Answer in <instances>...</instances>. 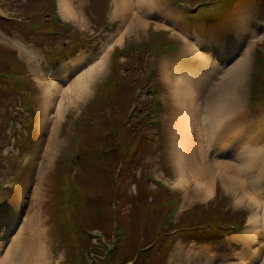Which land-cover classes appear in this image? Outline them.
I'll return each instance as SVG.
<instances>
[{
    "label": "rangeland",
    "instance_id": "374dc122",
    "mask_svg": "<svg viewBox=\"0 0 264 264\" xmlns=\"http://www.w3.org/2000/svg\"><path fill=\"white\" fill-rule=\"evenodd\" d=\"M70 1L73 10L78 12L74 18L77 22L70 19L73 18L72 14L62 19L72 20L71 25L68 22L60 24L56 18L53 24H49L48 20L42 21L41 10L52 8L45 0H0L3 10L0 17L18 19L17 29L0 18V49L9 51L13 59L0 54V64L6 62L15 68H0V77H11L9 88L0 87V187L4 185L5 190L10 184H17L18 176H22L18 190L11 192V200L7 201L6 195L0 194L7 201L4 205L0 203V264H75L74 252L78 253L75 255L78 264H116L117 258H127L126 264H245L250 260V253L256 257L249 264H264V154L251 157L244 141L247 137L253 138L255 142H250L252 147L258 150L262 144L264 148V101L252 110L253 97L259 95L257 86L264 84V55L261 54L256 61L253 57L256 45L264 47V0H237V5L229 12L228 6L215 9L214 21L220 22L222 19L225 22L217 26H205L208 21L205 20L203 24L197 21L196 14H185L191 10L190 7L170 5L173 19L163 23L177 29L175 31H179V34H164L161 38L158 34L149 33L148 26L142 21L147 15L136 10L138 8L132 3L127 2L129 5H126L123 0H90L89 4L84 5L82 0H67ZM55 2L59 6V0ZM110 5L117 9V24L99 38L91 40L100 24L110 25ZM200 11L203 17L209 13L208 9L207 12ZM127 13L133 18L132 24L125 21ZM168 15L161 13L149 17L160 22ZM187 19L191 20L192 25L188 24ZM248 23L250 26L246 27ZM64 24L69 29L57 30ZM239 28L247 32H236ZM50 29L52 37L42 34ZM171 42L176 44L175 49L169 48ZM153 44L159 47L160 59L149 84L164 97L158 103L165 117L164 126L162 123L154 126L151 111L144 112L129 126L122 124L131 131L125 135V129L118 128L116 133L119 137L125 135L119 162L112 168L105 164V156L104 161H95L97 165L104 163L111 171V192L107 188L97 189L87 184L88 175H95L91 173L95 168L96 173L106 172L95 163L82 161V151L95 150L80 142H90L92 139H86V134L99 128L102 131L94 133L99 134L103 146L108 145L114 135L113 125L122 118L132 91L143 79V68L150 61L149 47ZM234 45L237 51L230 53ZM19 49L27 53L28 49L36 50L34 66L21 58ZM173 53L176 60L168 57ZM244 56L243 68L232 74V67ZM97 69L98 75H94L86 95L65 103V108H69H66L61 121L56 123L64 90L69 89L67 85L73 80L78 82L79 85L76 83L70 89L75 97L78 94L76 90L81 91V76L87 70ZM37 70L47 79L45 84L37 78ZM215 72L216 78L212 83H202V87L211 85L210 97L201 105H195L202 97L192 85H197L203 77L206 80L210 75L214 78ZM124 73L130 77L132 84V91L125 96L120 78ZM224 75L227 76L225 86H232L218 100L228 102L237 96L234 116L247 108L243 119L237 117L232 121L236 128H227L238 132L237 138L226 139L228 143L243 141L228 144L234 151L231 155L226 152L231 150L228 146L226 150L219 148L226 157L210 163L206 157L199 156L201 148H194L196 134L185 131L193 113H196L194 117L198 115L206 120V123L192 122L195 129L198 124H203L205 129L209 125L212 111H215L214 104L218 102L212 92ZM17 85L18 94L13 95L17 92ZM53 85L58 87L56 91L51 90ZM105 90L109 91V98L102 104L100 99L105 96ZM47 94L51 98L49 103ZM143 96L148 98L151 108L154 105L152 97L142 92ZM171 98L177 103L175 108ZM153 111L158 117L156 109ZM175 113H178V121L173 128ZM227 129L222 131L224 136H227ZM141 138L148 144V152H141ZM46 142H51L53 154L46 160L40 158L36 165L39 145L41 154ZM117 150L120 152L119 148ZM126 153L127 158L123 157ZM72 156L76 157L74 169H71ZM58 158L59 173L84 175L80 181L74 180V185L80 187L77 193L91 195L100 203L96 207L81 208L80 214L87 217L100 210L104 212V205L111 206L113 211L109 213L111 220L115 221L117 235L110 232V236H105L109 234L107 221L105 226H101L98 221H86L79 215L66 212L62 195L56 207H49L45 212L51 201L53 183L55 187L57 182L54 170ZM86 158L92 159L90 156ZM223 160L227 167L222 165V171L216 172L215 168ZM122 162L125 167L123 172L120 170L118 173V164ZM203 168L211 171L210 177L196 185ZM149 172H157L158 180H164L160 174L174 179H180L183 174L184 179L187 178L180 186L185 184L189 187L185 189L184 186L180 192L169 196L179 199L190 190L192 200L188 207L194 204L195 211L187 221L181 219L176 224L168 221L169 216L173 217V223L178 220L181 207L175 212L169 211L170 201L149 180ZM127 173L130 177H126ZM131 174L141 182V189L149 194L146 202L145 194H135L137 185ZM206 181L211 182L212 192L209 194H205L203 189ZM63 190L62 187L57 192L62 193ZM198 190L204 193L202 198ZM152 203L156 205H149ZM9 213L12 216L8 217ZM129 214L132 218L130 223L121 226L120 223L125 224L127 220L124 215ZM56 216L64 222H56ZM217 219L224 222L223 229L218 228V221L211 228L207 225ZM195 227H199L196 231L198 237H186L185 232L191 233ZM100 229L105 235L98 238L99 243L87 244L78 238L79 233H88L89 230L100 233ZM175 229L177 232L170 234ZM205 231L212 235H203ZM122 233L123 239L120 237ZM166 234H169L168 237ZM93 240L96 241L95 238ZM138 246H142V252H137ZM116 249L119 253L114 257L112 254Z\"/></svg>",
    "mask_w": 264,
    "mask_h": 264
},
{
    "label": "bare ground",
    "instance_id": "6f19581e",
    "mask_svg": "<svg viewBox=\"0 0 264 264\" xmlns=\"http://www.w3.org/2000/svg\"><path fill=\"white\" fill-rule=\"evenodd\" d=\"M124 2L126 3V5H128V3L126 1H124ZM70 3H71V1L67 2V0H59V11H60V13L63 16L67 17L68 15L72 14L73 18H75L78 12H77L76 9H75V11L73 10L74 7L72 5H70ZM115 13H116L115 17H117V9H116V7H115ZM144 19L145 18H143L142 20L144 21ZM145 22H146V20H145ZM248 26H250V23H248L246 25V27H248ZM162 27H164V26H162ZM236 32L244 33V32H247V31H243L242 29L239 28V29H237ZM230 51L231 52H236L237 51L236 45L232 46V49L229 50V52ZM249 52H250V50L247 51L246 53H249ZM19 53H20V56L24 60H26L29 64H31V65L34 64V60L37 59V52L34 49H28V53L25 52L24 49H19ZM245 60H246V56H244V59H241L240 62H238L235 67H232V70H233L232 74L235 73L236 71H238L240 68H243V64H244ZM98 72H99L98 69L97 70H87V71H85L84 75L81 76V80H82V83L80 84L81 91L79 89H77L75 93H78V94L75 97H73L71 95L70 89H72V87L76 83L78 84V82L73 80L67 85L69 87V89H65L64 90V93H63V96H62V99H61V102H60V105H59V108H58V112H57L56 123L61 121L62 116L64 115V112H65L66 108H69V107L65 108V103L73 102L76 99H79L81 96H83V94L86 95L88 87L90 86V83L93 81L94 75L95 76L98 75ZM37 74H38V76L42 75V77L45 78V76L42 74L41 71H37ZM211 78H212L211 75L207 77L208 80H211ZM46 82H47V79L43 83L45 84ZM57 82L58 81H56V83ZM226 82H227V76L224 75V77L219 82H217V84L215 85V88H217V89L213 90L212 95L217 100L223 94L224 91H230V88H231L232 85L225 86ZM192 87H195L196 88L195 91H198V94L201 95L202 103L207 98L210 97V94H209V90L211 89V85L210 84L209 85L205 84L203 86V88L201 86H197L195 84L192 85ZM57 88L58 87H55V85H53L51 87V90L56 91ZM46 96H47V101L49 103L51 98L48 96V94ZM172 101L174 102V99H172ZM236 101H237V96H233L228 102H224V100H221V101L218 100V102L214 104V110L215 111H212V118H211L210 122L208 121L209 125L207 127L210 130V134H212L213 138H215L212 141V146H214L217 149L220 148V149L226 150L225 147L228 146V144L230 145V144H233V143H237V142L243 141L242 139H240V140H233L232 142L228 143V140L226 139L227 137H231L232 139H236L237 138V133L238 132H236L234 130H230V129L236 128V125L232 123V119L234 117H236V116H234V111H235L234 103ZM257 127L260 129V126H257ZM227 128H230V129H227ZM225 129H227L226 133H225L227 136H224L222 134V131L225 130ZM195 134H196L197 138L202 141V150L204 151V155L208 156V154L211 153V152H210L208 146L204 143V141L206 140V129H205V126L203 124H198V126L195 129ZM244 141H246V148H248L250 150L251 157L253 155H257L258 153H263L264 154V148L261 146L262 144L259 145L258 150L255 147H252L250 142H255L253 138L247 137L246 140H244ZM237 146H239V145H237ZM228 148H230V147L228 146ZM253 150H256V151H253ZM243 151L245 152V148L243 149ZM226 152L229 155L234 153V151L232 149L230 151L226 150ZM52 154H53V152L51 150V142H46L45 145H44V148H43V152L41 154L39 153L38 155H39L40 158L46 160ZM225 166L227 167V165H225ZM204 168L200 172V178H198V180L196 179V181H197L196 185H198L202 181V179L210 177L209 176V173H210L209 170L208 169L206 170ZM230 168H231V166H230ZM216 170H217L216 172H218L220 169H216ZM210 184H211L210 181H206V182L203 183V189L205 191V194H209V193L212 192ZM188 187L189 186L185 185V189H187ZM197 193L200 196V198L203 197V195H202V194H204L203 192H200L198 190ZM262 207H264V205ZM11 211H13L12 208H11ZM7 216L10 217V216H12V214L9 213ZM255 257H256L255 254L250 255V260L247 263H245V264H249L252 260L255 259ZM240 264H243V263L240 262Z\"/></svg>",
    "mask_w": 264,
    "mask_h": 264
},
{
    "label": "trees",
    "instance_id": "16d2710c",
    "mask_svg": "<svg viewBox=\"0 0 264 264\" xmlns=\"http://www.w3.org/2000/svg\"><path fill=\"white\" fill-rule=\"evenodd\" d=\"M13 24V23H12ZM18 29V26H17ZM0 54L2 55V57L4 58H8V59H12L11 54L9 53V51H5L0 49ZM264 55V47H260L257 50L256 53V60L258 58H260V55ZM0 68L3 69H8L11 70V65L2 62L0 64ZM259 69V67H258ZM14 70V69H13ZM11 77H7V76H1L0 77V84H5L2 85L1 88H9V83H10V79ZM17 87V86H16ZM108 145H110V140L108 141ZM114 151H109L108 154H106V158H107V163L110 164L111 162V156L113 155ZM97 176V177H95ZM69 179V173L64 174V173H57V182L55 184L54 187V192H53V196L51 199V204L50 207L54 208L56 207V205L59 202L60 199V195H62V199H63V203L65 206V210L66 212L70 213L73 216H81L84 220L89 221H98V223H101V226H105L106 222L105 221H109L110 220V213H109V208L104 205L102 206V210L104 212H100L97 211L95 213H93V215H88L87 217L83 216L80 214V209L86 206H91V207H96L98 206L100 203H98L97 201L94 200V197L91 195H80V194H76L74 193L73 189L70 187L68 188V190H66V185H67V180ZM91 180L93 181V183L91 184V186H94L96 188H105L107 187V189L109 190V188L111 187V175L110 173H95V175L92 176ZM60 185L58 188L57 186ZM63 187V191L62 193H58V189ZM76 192V191H75ZM111 211V210H110ZM92 216L95 218V220L92 218ZM103 216L105 217L106 220H104ZM56 222H60L62 219H60L58 216L55 217ZM64 222V220H62ZM217 220L213 221V222H208L210 228L212 227V224L216 223ZM105 222V223H104ZM119 231H121L119 229ZM122 232V231H121ZM117 233V232H116ZM121 239L124 238V234L122 233L120 235ZM78 238H82L84 243H89L91 241V235L89 233L86 232H82L79 233ZM80 245V243H79ZM119 253V250L116 249L112 255H114V257L117 256V254ZM77 252H74V257H73V262L75 264H78V260H76L75 255H77ZM118 260V258L116 259Z\"/></svg>",
    "mask_w": 264,
    "mask_h": 264
}]
</instances>
